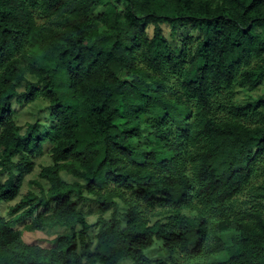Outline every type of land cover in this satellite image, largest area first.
<instances>
[{
  "label": "trees",
  "instance_id": "obj_1",
  "mask_svg": "<svg viewBox=\"0 0 264 264\" xmlns=\"http://www.w3.org/2000/svg\"><path fill=\"white\" fill-rule=\"evenodd\" d=\"M262 80L264 0H0V204L52 159L0 216V264H264V93L235 100ZM38 98L50 126L17 124ZM32 217L68 231L29 243Z\"/></svg>",
  "mask_w": 264,
  "mask_h": 264
},
{
  "label": "rangeland",
  "instance_id": "obj_2",
  "mask_svg": "<svg viewBox=\"0 0 264 264\" xmlns=\"http://www.w3.org/2000/svg\"><path fill=\"white\" fill-rule=\"evenodd\" d=\"M44 22L41 18L38 19L37 25H40ZM32 81H36L37 79L34 76L28 75V77ZM19 92L25 90V83H20L17 87ZM179 86L177 79H173L169 82V87L167 91V96H175L178 94ZM264 93V80H262L259 84H257L253 88H237L235 90V100L239 103H248L251 100L257 98L259 95ZM49 102L46 99L38 98L36 101L21 104L18 101H13V108L15 111L14 118L17 124L22 127H25L28 123H38L42 128L49 127ZM52 163V159L50 157V146L46 145L43 148V154L35 158V167L34 170L25 176L22 185L20 187V193L18 197L9 202H3L0 204V216L6 219L10 218L9 211L12 206L18 203L23 196H25L28 192H33L37 195H40L42 191H47L49 185L48 182L39 177V173L43 166L49 165ZM64 179L67 181H74V178L70 175L62 174ZM259 178H254L252 181L253 184L260 183ZM249 198L247 192H244L241 196V199ZM120 202V206L118 208L117 216L122 219L123 223H125L124 213L126 211V207L123 203ZM80 211L86 216L87 221L90 224H94L97 221L98 216L100 215L99 207L97 203L89 196L86 200H82L79 203ZM105 218L110 217V212L104 214ZM31 219H27L26 222H21L17 224V228L22 231L24 239L29 243H34L41 245L43 247H49L52 245V241L54 237L58 234L65 233L68 230L64 227H53L51 229H47L45 231H35L29 232L26 230L25 226ZM80 226H77V230H80ZM92 236H95L93 233ZM144 254L149 257L151 260H162L166 263L171 262L172 253L163 246L162 241H156V243L149 249L144 251ZM123 264H132L129 261H125Z\"/></svg>",
  "mask_w": 264,
  "mask_h": 264
}]
</instances>
